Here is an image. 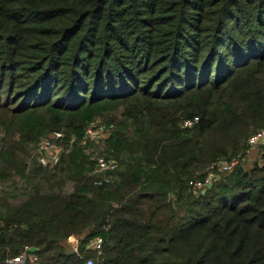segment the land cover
<instances>
[{
	"label": "trees",
	"instance_id": "trees-1",
	"mask_svg": "<svg viewBox=\"0 0 264 264\" xmlns=\"http://www.w3.org/2000/svg\"><path fill=\"white\" fill-rule=\"evenodd\" d=\"M137 99L133 134L85 136ZM7 113L34 140L62 132L67 153L13 160L27 185L0 199V264H264V163L190 184L264 128V0H0ZM98 150L112 168L93 172Z\"/></svg>",
	"mask_w": 264,
	"mask_h": 264
},
{
	"label": "rangeland",
	"instance_id": "rangeland-1",
	"mask_svg": "<svg viewBox=\"0 0 264 264\" xmlns=\"http://www.w3.org/2000/svg\"><path fill=\"white\" fill-rule=\"evenodd\" d=\"M140 105V100L129 101L124 106L121 105L114 111L106 113L102 116L96 118L98 124H102L106 137L110 134L111 130L116 126H126L127 133L133 134L134 121L129 114L134 107ZM10 113L0 115V199H9L13 202H20L24 198L27 183L25 179L21 178L14 168L13 160L17 158L25 159L27 171L34 166L43 165L39 162L38 153L36 152L37 140H34L33 134H23L18 131L14 126L11 127ZM182 117L178 118V124L183 125ZM180 127V126H179ZM260 129V128H259ZM52 133H46L44 135H51ZM43 136V135H42ZM65 139L61 141L56 140L58 147V153L60 159H64L67 153ZM9 150V151H7ZM10 153L9 155L6 153ZM128 152L119 153L121 158L124 159ZM233 158H237L243 169H250L256 162L258 164L264 163V144L248 145L245 151L241 150L236 154H232ZM19 161V160H15ZM59 162V161H58ZM54 165L47 164L43 166ZM207 165V164H206ZM207 167H204L202 172L205 171ZM225 173H215L216 177L224 176ZM25 186V187H24ZM197 191V190H195ZM15 197V198H14ZM67 250H70V244L66 240L64 241ZM2 264H29L25 260V256H20L18 258L8 259Z\"/></svg>",
	"mask_w": 264,
	"mask_h": 264
},
{
	"label": "built area",
	"instance_id": "built-area-1",
	"mask_svg": "<svg viewBox=\"0 0 264 264\" xmlns=\"http://www.w3.org/2000/svg\"><path fill=\"white\" fill-rule=\"evenodd\" d=\"M197 117L194 119H186L183 123L184 126H190L195 121H197ZM62 132L55 131L51 135L42 136L36 147V152L38 153L39 162L43 165L47 164H56L60 160V155L58 153V147L55 143L56 140L62 137ZM85 136L95 141L103 140L105 137L102 127H95L94 125H88L85 129ZM73 141V138L70 139V142ZM248 145H257V144H264V128L258 129L257 131L253 132L247 139ZM93 158L96 160V165L94 167L93 172H100L114 166V162L112 159H107L104 155L98 150L94 153ZM238 159L232 158L230 160L227 159H217L210 163V171L205 176L203 180H192L190 184L193 185L194 189H203L205 188L209 182L212 181L214 172H228L233 169V166L237 164ZM66 240L72 244V251L79 254V237L75 234L68 235ZM103 237L101 235H95L91 237L87 243L86 248L92 250L97 255L101 254L103 251ZM23 256V255H20ZM31 260L34 259V256H31ZM94 257L89 256L84 259L83 264H93Z\"/></svg>",
	"mask_w": 264,
	"mask_h": 264
},
{
	"label": "water",
	"instance_id": "water-1",
	"mask_svg": "<svg viewBox=\"0 0 264 264\" xmlns=\"http://www.w3.org/2000/svg\"><path fill=\"white\" fill-rule=\"evenodd\" d=\"M237 168H238V165L235 164V165L233 166V169L236 170ZM211 183H212V181L209 182L207 186L210 187V186H211ZM205 190H206V188H203V189L201 190V192H204ZM35 249H36L35 246H30L28 250H29V251H34Z\"/></svg>",
	"mask_w": 264,
	"mask_h": 264
},
{
	"label": "crops",
	"instance_id": "crops-1",
	"mask_svg": "<svg viewBox=\"0 0 264 264\" xmlns=\"http://www.w3.org/2000/svg\"><path fill=\"white\" fill-rule=\"evenodd\" d=\"M67 241V240H66ZM68 242V241H67ZM70 243V242H69ZM71 244V243H70ZM70 250H72V246H70Z\"/></svg>",
	"mask_w": 264,
	"mask_h": 264
}]
</instances>
